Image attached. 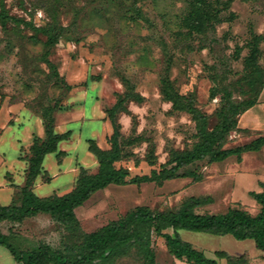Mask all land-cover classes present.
I'll list each match as a JSON object with an SVG mask.
<instances>
[{
	"label": "rangeland",
	"instance_id": "374dc122",
	"mask_svg": "<svg viewBox=\"0 0 264 264\" xmlns=\"http://www.w3.org/2000/svg\"><path fill=\"white\" fill-rule=\"evenodd\" d=\"M190 4L191 0H0V12L4 10L18 19L4 20L0 16V105H19L44 127L41 109L59 100L62 106L55 113L58 131V114L73 108L75 88H97L93 96L102 102L106 118L107 110L120 96L125 97L118 121L125 137L141 139L130 146L131 154L121 164L133 175L150 173L167 162L171 149L192 148L199 140L192 114L175 109L165 96V78L175 90L195 98L196 105L209 115L208 127L212 128L219 120V89L227 87L235 100L248 96L246 58L254 34L260 37L259 62L264 68V0H231L225 7L220 4L219 18H214L204 31L192 33L182 25ZM52 26L59 31L53 44L49 43L48 33ZM61 76L72 84L71 90ZM213 88L218 92L212 97ZM260 96L258 115L264 120V87ZM248 113L246 109L238 115V125L228 132L222 147L242 145L264 134V124L251 127ZM31 119L25 118L24 122ZM10 121L14 125L19 123L16 116ZM109 124L110 130L101 139L106 148L113 131L112 123ZM44 134L34 132L29 141L21 144L20 159L25 160L24 154L29 153L34 139ZM151 152L157 157L154 165L148 159ZM65 154L62 151L58 161ZM260 156L264 157V149L222 161H210L207 157L189 167L197 172L196 178L111 184L77 207L76 214L83 230L90 232L138 206L156 211L176 209L192 195L212 197L210 203L196 208L199 213H221L240 206L255 214L260 205L247 187L237 186V179L246 172L244 167L257 162ZM81 167L95 170L91 164ZM184 170L188 167L181 172ZM10 174L6 178L15 182V194L23 183ZM0 228L10 236L11 244L23 251L35 249L41 242L59 247L69 236L68 230L46 213L15 222L4 220ZM181 234L210 257L216 258V250L234 255L247 252L249 264H264L261 251L251 238L187 229H182ZM153 244L158 264H191L174 257L163 237L154 235ZM7 250L1 246L0 264L10 263ZM114 264L145 262L133 248Z\"/></svg>",
	"mask_w": 264,
	"mask_h": 264
},
{
	"label": "trees",
	"instance_id": "16d2710c",
	"mask_svg": "<svg viewBox=\"0 0 264 264\" xmlns=\"http://www.w3.org/2000/svg\"><path fill=\"white\" fill-rule=\"evenodd\" d=\"M135 2L137 0H134ZM231 0H191L189 11L182 20V25L190 32H202L211 24L214 18H219L221 6H229ZM221 4V6H220ZM137 10V9H136ZM4 20H17L4 10L0 12ZM51 27L49 43L57 41L59 31ZM60 29V28H59ZM260 37L254 34L250 41V54L246 58L247 90L245 98L235 100L232 92L225 86L222 91L221 106L218 109V122L208 127L209 115L197 105L193 96L182 94L175 90L173 83L165 78L163 81L164 94L177 110H184L192 114L197 122V135L199 140L192 148L177 150L171 149L167 162L159 168H153L150 173L131 174L121 164V161L131 154L130 146L141 139V136L125 137L118 121V115L124 107L125 97L118 101L107 111L113 131L109 137V147H100L94 139H89V149L99 162L98 170L91 171L81 167L76 183L72 190L59 195L52 194L41 197L34 191L35 183L43 171L45 156L50 152H57L61 159L59 143L70 137L71 132H58L55 129V113L62 106L56 100L48 103L41 109L44 120L45 134L36 137L24 154L27 162L25 178L22 185L17 188L12 202H0V223L4 220L20 221L26 217H33L39 213H46L68 230L69 236L59 247L50 243L41 242L35 249L23 251L17 249L10 242V236L3 233L0 228V246L6 247L15 261L23 264H114L135 248L142 256L145 264H158L157 252L153 244V236L165 239L168 251L176 258L191 264H249V255L244 252L234 255L226 250H216V258L208 256L203 250L185 239L182 229L209 232L217 235L232 234L237 239L251 238L261 251L264 259V182L260 181L261 191H250V195L260 205L257 213L253 214L247 209L234 206L221 213H199L197 207L212 201L211 196H189L176 209L153 210L148 206H138L118 219L111 221L94 231H84L76 214V208L83 205L95 192L111 184H140L143 182H163L167 179L193 176L197 177L195 170L190 166L207 157L210 161H222L232 155L240 156L244 152L258 151L264 147V134L251 141L235 147H222L227 139L228 132L238 125V115L255 105L260 98L264 87V68L259 62L261 55ZM67 89L72 84L61 76ZM218 90L213 88V97ZM154 148V147H153ZM149 162L154 165L157 157L151 152ZM188 167V170L182 169ZM16 196V197H15Z\"/></svg>",
	"mask_w": 264,
	"mask_h": 264
},
{
	"label": "crops",
	"instance_id": "0c3cea01",
	"mask_svg": "<svg viewBox=\"0 0 264 264\" xmlns=\"http://www.w3.org/2000/svg\"><path fill=\"white\" fill-rule=\"evenodd\" d=\"M96 89L93 86L75 88L72 92L73 108L58 114L56 126L58 132L70 131L71 135L68 140L59 143V151L66 152L61 161L57 159V152H50L45 156L43 171L45 175H50L52 178L45 180L43 175L38 177L34 186L37 195L46 197L53 193L62 195L69 192L79 174L80 165L90 166L91 164L95 169L93 172L98 170L99 162L95 154L89 150L88 140H97L96 142L100 147L106 148L101 139L110 130L109 122L111 123V121L105 117V112L101 106L102 102L94 97L93 91ZM260 99L261 96L259 101ZM259 101L248 109V123L254 128L264 124L263 118L258 115V112L261 111ZM21 108L19 105H12L7 102L0 105V201L5 205L11 202L15 192L13 186L15 182L6 178V174L11 173V177H18L19 181L15 180L17 182L23 183L24 181L23 173L26 161L19 157L21 144L29 141L34 132L39 135L44 134V127L40 122L31 119ZM12 116H16L19 123L12 124L10 121ZM25 118H30L32 121L25 123ZM261 150L252 152L257 153ZM263 161L264 157L260 156L257 162H251L248 167H244V169L247 168L246 172L241 174L242 176H238L237 186L247 187L249 192L252 190L261 191L262 187L259 182H264ZM4 248L7 250L6 247ZM9 254L11 255L9 264L16 263L17 261L12 254L10 252ZM1 257L2 253L0 254Z\"/></svg>",
	"mask_w": 264,
	"mask_h": 264
}]
</instances>
